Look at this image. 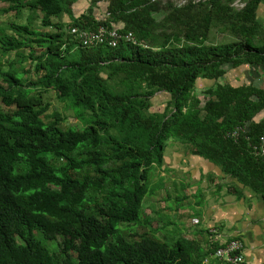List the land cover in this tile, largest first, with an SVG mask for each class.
<instances>
[{
	"label": "trees",
	"instance_id": "obj_1",
	"mask_svg": "<svg viewBox=\"0 0 264 264\" xmlns=\"http://www.w3.org/2000/svg\"><path fill=\"white\" fill-rule=\"evenodd\" d=\"M0 1L16 13L0 27V107L10 109L0 110V264H203L218 247L209 237L206 246L166 232L161 240L168 224L142 222L145 199L162 188L163 179L150 182L170 142L232 179L226 194L241 200L249 189L264 203V88L218 81L227 65L264 69V0H240V9L237 0H108L103 20L94 10L103 0L78 17L81 0ZM65 17L69 29L119 25L136 43L83 47ZM215 31L224 41L211 42ZM33 71L43 74L33 80ZM199 79L216 83L199 95ZM49 91L82 129L64 127L59 111L47 115ZM162 92L169 99L155 111ZM203 192L191 206L201 207ZM121 224L147 230L123 235Z\"/></svg>",
	"mask_w": 264,
	"mask_h": 264
},
{
	"label": "rangeland",
	"instance_id": "obj_2",
	"mask_svg": "<svg viewBox=\"0 0 264 264\" xmlns=\"http://www.w3.org/2000/svg\"><path fill=\"white\" fill-rule=\"evenodd\" d=\"M188 0H163V2H174L178 5H183ZM199 1V0H195ZM10 3L0 1V27L6 26L9 22L16 18V13L9 12L4 13L3 9H7ZM108 5V0H103L100 2L95 10V16L99 20L105 19L106 7ZM243 3L240 0H237L234 6L237 9L243 7ZM91 8V0H81L79 3L74 5V14L76 17L80 16L82 13L87 12ZM27 17L28 13L25 12ZM40 16L39 13L37 20L35 21V26L40 27ZM264 17V14H262ZM19 19V21L25 23L28 18ZM67 29L69 30L70 19L65 17L64 19ZM120 26L118 25L117 28ZM42 31H52V29H43ZM224 41V37L222 34L215 31L211 36V42H221ZM15 52L8 54L4 59L3 70L7 69L8 60L15 59ZM31 66V65H30ZM25 69H32L34 67H29L28 63L24 64ZM226 68V67H225ZM229 72L227 73V82L228 84L240 85L241 82H251L254 85H260L264 87V69L263 67H254V68H246L241 67L237 69H232L230 65H228ZM43 73H31L30 78L35 80ZM0 75V80H1ZM219 82H223V78L218 80ZM216 81L199 79L196 86V93L199 95H203L202 92L213 86ZM204 99L203 97H201ZM169 99L168 94L166 93H158L157 96L152 100L153 109L155 111H162L165 108L166 100ZM45 101L50 104V108L47 112L48 116H51L55 111H59L65 114V104L61 103L56 94L53 91H49L45 95ZM0 110L9 111L10 109L0 107ZM68 119L66 123H62L64 127L73 126L77 129H82L83 124L76 120L73 116V112H66L65 114ZM264 116V114L260 115ZM212 173L215 179V185H222L223 193L221 195L214 194L217 190V187L212 184L209 180V175ZM222 173L220 168L209 164L208 161L203 158L185 155L184 153L177 152V148L172 146V142L169 143V147L166 151L165 163L160 168H156L155 172L151 178V186L155 187V183L160 182L163 179L162 188L157 192V195L147 197L143 203V217L142 222L147 221V217L149 216L151 219V226L153 229L158 228L161 224H168L167 229L163 232L158 231L156 234L160 239L165 234L169 239V241L176 240L180 237H186L191 240H195L199 245H205L204 242L207 237H209L210 244L216 243L218 239H224L230 237L220 230V223H215L218 221L217 219H226L225 228H233L235 231H242L245 233H249L252 229H264V216L262 215V211L264 210L263 204L253 196V192L249 189H246V196L238 200L235 196L226 194L227 186L231 185L232 179L230 178H222ZM217 180V181H216ZM184 186V189H183ZM198 189H202L203 198L201 196L198 197L199 202H203L201 207L191 206L194 203V196L197 195ZM233 195H235L234 189ZM171 194V198H168V193ZM184 195L188 198L186 200L181 199L175 203L174 199L176 195ZM224 194V196L222 195ZM216 203V204H214ZM217 205V206H216ZM219 205V206H218ZM210 206V207H209ZM209 207V208H208ZM202 208V209H201ZM208 212H217L214 214V220L211 221L210 227L206 226L204 222L208 216ZM213 215L209 214V217ZM208 217V218H209ZM210 219V218H209ZM142 224V223H141ZM128 224H121L119 226L120 231L123 235H131V233L138 232L143 233L145 229L141 225L136 224L133 225L131 231L125 232V229L128 228ZM147 226V225H145ZM205 229L209 233L203 232ZM263 232V231H262ZM238 236V235H237ZM243 241L245 247V241L242 237L238 236ZM162 240V239H161ZM60 242V240L58 241ZM171 243V242H169ZM46 244V243H45ZM53 245V243H51ZM246 260V255H245Z\"/></svg>",
	"mask_w": 264,
	"mask_h": 264
},
{
	"label": "built area",
	"instance_id": "obj_3",
	"mask_svg": "<svg viewBox=\"0 0 264 264\" xmlns=\"http://www.w3.org/2000/svg\"><path fill=\"white\" fill-rule=\"evenodd\" d=\"M70 34L73 37V41H77L83 47H94V46H108L116 48L121 41H127L136 43L134 36L131 33L122 35L117 27L107 28L100 26L98 31H86L78 27H70ZM262 145H264V135L261 137ZM264 151V150H263ZM242 245L239 242H233L228 247V252H235L240 250ZM243 258L236 256L232 259L233 264H241Z\"/></svg>",
	"mask_w": 264,
	"mask_h": 264
},
{
	"label": "crops",
	"instance_id": "obj_4",
	"mask_svg": "<svg viewBox=\"0 0 264 264\" xmlns=\"http://www.w3.org/2000/svg\"><path fill=\"white\" fill-rule=\"evenodd\" d=\"M225 67L227 68L228 65ZM230 67L232 68L231 65H230ZM242 67H246L248 69L247 66H242ZM227 69L229 70V68H227ZM223 80H224L223 82H220L221 84H225V83L229 82V81L227 82V76H226V78H223ZM242 83H245V82H241V84ZM231 85H233V84H231ZM256 86L261 87L260 85H256ZM262 88H264V87H262ZM208 163L212 164L209 161H208ZM212 165L215 166L214 164H212ZM210 176L216 179V177L212 173H210V175L208 177L210 178ZM221 177L223 178L224 176L222 175ZM221 193H223V191H221ZM218 195H221V194H218ZM222 195L224 196V194H222ZM245 196H246V194H245ZM253 196H255L261 202V204H263V208H264V203L261 201V198L257 197L254 193H253ZM214 204H216V203H214ZM212 213H213V215L211 217H209V214H212ZM216 213L217 212H208V215L206 213V216H208L210 218L209 219L207 217V219L204 221L206 223L207 227L213 226V225H211V221H209V220H214V218L216 219V217H214V214H216ZM262 215L264 216V210L262 211ZM217 220L218 221H215V223L222 224L219 226L220 230H222V233H224L230 237H235L238 235V236L242 237L243 240L245 241V244H246V250H245L246 264H264V229H263V227L259 228V229H252L249 233H245V232H242L240 230L235 231L233 228H227L226 229L224 226L226 221H227L226 219L220 218Z\"/></svg>",
	"mask_w": 264,
	"mask_h": 264
},
{
	"label": "bare ground",
	"instance_id": "obj_5",
	"mask_svg": "<svg viewBox=\"0 0 264 264\" xmlns=\"http://www.w3.org/2000/svg\"><path fill=\"white\" fill-rule=\"evenodd\" d=\"M260 143H261L262 149L264 150V145H262L261 138H260ZM263 153H264V151H263ZM233 242H239L242 245V247L238 251L229 253L228 252V247ZM215 244H218L217 249L212 254H210L209 257H206L204 259L203 264H210L211 259L212 260L222 261V262H224L226 264H233L232 259L234 257H236V256H241L243 258V261L241 262V264H245L246 263V260H245L246 247H245L243 241L241 240V238H239L238 236L227 237V238H224V239H218Z\"/></svg>",
	"mask_w": 264,
	"mask_h": 264
}]
</instances>
